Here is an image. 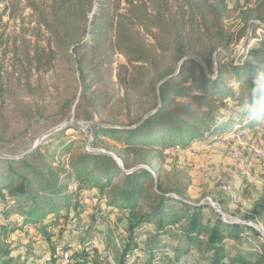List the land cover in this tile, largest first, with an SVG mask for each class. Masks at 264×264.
<instances>
[{"label":"trees","instance_id":"1","mask_svg":"<svg viewBox=\"0 0 264 264\" xmlns=\"http://www.w3.org/2000/svg\"><path fill=\"white\" fill-rule=\"evenodd\" d=\"M26 1L36 17L35 36L41 28L49 34L45 45L37 40L24 53L21 62L30 66L27 79L32 70L39 73L42 67H52L57 55L67 56L76 66L79 102L100 111L109 96L118 53L126 59L118 67L120 84L151 104L128 122L92 124L93 144L102 136L124 144L118 157L89 152L68 140L66 130L19 157L0 154V214L5 217L0 226V264H29L32 244L24 257L15 254L9 242L12 232L26 226L36 227L56 262L55 250L66 230L61 222L84 213L89 201L97 212L102 205L108 211L137 210L119 264H135L128 258L142 250L138 239L150 223L155 226L152 236L168 237L169 246L180 253L168 264H264V244L253 258L230 243L244 230L258 233L255 226L229 221L214 210L211 217L206 212L209 205L189 202L159 173L155 176L154 167H140L150 149L155 152L152 158L161 157L167 148L212 143L231 131L264 123V60L238 62L218 51L235 40L225 24L232 12L228 0H125L126 7L122 0ZM16 7L18 2L13 3ZM253 12L244 34L250 28L259 44L253 54L264 55V0ZM0 90L10 92L1 80ZM96 90L101 93L92 98ZM263 210L253 209L248 219L262 218ZM27 237L30 242L36 239ZM72 249L68 243L62 245L63 251ZM161 256L151 254L148 264ZM72 259L76 264H96L85 250L71 253Z\"/></svg>","mask_w":264,"mask_h":264},{"label":"rangeland","instance_id":"2","mask_svg":"<svg viewBox=\"0 0 264 264\" xmlns=\"http://www.w3.org/2000/svg\"><path fill=\"white\" fill-rule=\"evenodd\" d=\"M245 1L228 0L232 12L225 24L235 40L227 48L219 47L218 51L238 62L264 60V55L253 54L259 44L250 28L244 34L247 20L253 22V10L259 0H251L248 4ZM16 2L18 7L13 8ZM122 6L126 7L125 0ZM35 28H38L36 17L26 0L0 2V80L10 89V92L0 90V154L19 157L63 130L68 140L77 141L76 145H84L89 152L102 149L114 156L124 152L123 143L108 137L102 136L93 144L95 127L92 124L128 122L148 110L150 99L126 89L117 78L118 67L126 59L115 54L111 82L107 87L109 96L102 110H93L90 104L79 102L81 86L76 66L67 56L57 55L52 67H42L39 73L32 70V76L27 79L30 66L26 61L21 62L24 53L30 51L35 41L45 45L49 38L44 28L38 37L35 36ZM257 35L262 36V31L258 30ZM99 93L101 91L96 90L92 98ZM72 99L75 100L69 108L67 105ZM154 153L150 149L147 160L140 167H154L157 170L154 175L159 173L167 186L180 190L189 202L209 205L206 212L211 217H214V210L229 221L258 225V233L244 230L240 239L230 241L240 251L256 258L264 244V210L262 218L257 216L251 220L248 217L253 209H264V123L250 130L231 131L212 143L167 148L161 157L152 158ZM220 200L226 204L222 205ZM90 203L84 213L61 222L66 230L55 250L56 262L51 261L52 251L37 236L35 226H26L10 234L14 253L26 257L27 245L32 244L34 251L29 254V264H76L75 259L70 260V255L83 250L88 253L89 261L96 264H119L137 210L108 211L102 205V210L97 212ZM93 212L96 214L92 217L90 213ZM71 214L74 215L73 210ZM4 222L5 217L0 214V226ZM154 229L152 223L144 226L145 233L138 239L142 250L129 257V263L148 264L150 255L158 254L162 258L155 264H168L180 256L169 246L168 237L159 240L152 236ZM54 232L58 233V229ZM29 235H35L36 239L30 242ZM67 243L73 249L63 251L62 245Z\"/></svg>","mask_w":264,"mask_h":264},{"label":"built area","instance_id":"3","mask_svg":"<svg viewBox=\"0 0 264 264\" xmlns=\"http://www.w3.org/2000/svg\"><path fill=\"white\" fill-rule=\"evenodd\" d=\"M93 150H96V149H93ZM102 151H103L102 149H98V151H95V152H102ZM102 153H104V151Z\"/></svg>","mask_w":264,"mask_h":264},{"label":"bare ground","instance_id":"4","mask_svg":"<svg viewBox=\"0 0 264 264\" xmlns=\"http://www.w3.org/2000/svg\"><path fill=\"white\" fill-rule=\"evenodd\" d=\"M251 224L253 225V226H255L256 228H257V224H255V223H253V222H251ZM259 229V228H258Z\"/></svg>","mask_w":264,"mask_h":264},{"label":"water","instance_id":"5","mask_svg":"<svg viewBox=\"0 0 264 264\" xmlns=\"http://www.w3.org/2000/svg\"><path fill=\"white\" fill-rule=\"evenodd\" d=\"M157 110H158V109H156L155 111H157ZM155 111H154V112H155ZM36 146H37V145H36Z\"/></svg>","mask_w":264,"mask_h":264}]
</instances>
